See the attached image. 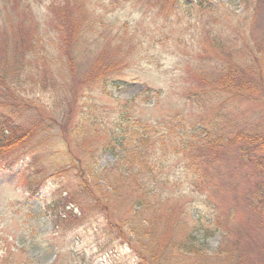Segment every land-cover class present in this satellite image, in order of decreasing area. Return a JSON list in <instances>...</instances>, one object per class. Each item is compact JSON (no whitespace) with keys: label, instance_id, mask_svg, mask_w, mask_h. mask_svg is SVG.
Masks as SVG:
<instances>
[{"label":"rangeland","instance_id":"374dc122","mask_svg":"<svg viewBox=\"0 0 264 264\" xmlns=\"http://www.w3.org/2000/svg\"><path fill=\"white\" fill-rule=\"evenodd\" d=\"M205 6L161 12L141 0H0V55L8 51L12 56L9 65H0L6 81L2 86L30 104L46 105L50 119L61 118L71 105L89 115L92 102L93 115L108 125L125 107L134 117L154 123L179 116L192 119L201 108L187 96L219 88L223 91L218 99L230 110V119L252 116L258 121L264 118V101L234 98L224 90L263 88L264 0H206ZM27 41L34 42L36 54H25ZM107 72L112 77L102 83ZM43 88L57 89L49 98L50 89ZM76 98V103L71 101ZM206 103L216 106L208 98ZM204 111L208 118L212 110ZM36 148L39 155L55 151L43 143L27 151L15 148L9 155L0 148V264H140L123 246L114 247L111 254L102 251L92 232L48 234L39 227L37 217L53 214L51 191L61 189V178L49 180L48 189L24 206L29 178L3 167L9 156ZM116 160L101 150L96 164L107 167ZM239 161L229 151L208 166L215 175L213 183L219 182L220 174L224 183L236 174L240 188L264 181L262 176L249 180V168ZM183 164L175 161L167 172L169 188L186 193L173 201V207L178 211L182 207L185 213L165 210L154 218L153 238H147L154 260L148 264H264V202L263 212L257 213L230 196L214 198L213 204L219 203L222 211L216 214L215 207L209 209L199 198L194 201L197 196L189 192ZM31 166L27 175H35L40 167ZM200 209L204 212L198 213ZM198 223L221 226L197 243L198 250L186 249L184 241L189 236L192 240L189 232ZM73 240L76 246L71 250Z\"/></svg>","mask_w":264,"mask_h":264},{"label":"trees","instance_id":"16d2710c","mask_svg":"<svg viewBox=\"0 0 264 264\" xmlns=\"http://www.w3.org/2000/svg\"><path fill=\"white\" fill-rule=\"evenodd\" d=\"M141 2L161 12H176L182 7L207 8L206 0ZM24 49L25 54L37 53L34 42H24ZM9 57L12 56L8 51L0 55V65H9ZM17 61L20 62L18 58ZM103 76L102 83L112 77L109 72ZM1 82L6 81L0 74V148L3 152L9 155L18 147L27 151L38 143L55 148L52 154L39 155L36 148L18 156H9L3 164L10 172L29 178L24 206L48 189L49 180L61 178V189L51 191L53 214L48 213L47 219L37 217L39 227H45L48 234L63 230L69 233L92 232L102 251L110 253L114 247L123 246L140 264L150 263L154 258L149 257L147 238L149 235L153 238L154 218L165 210L185 213L182 207L176 210L173 201L186 193L180 194V190L175 192L169 188L171 178L167 170L175 161L184 163L190 182L189 192L197 196L195 202L199 198L212 209L215 207L214 198L223 200L230 196L235 203L246 204L257 213L263 212L264 181L240 188L239 182L234 181L236 174L227 183L222 182L225 177L220 174L219 182L214 184L215 175L206 169L224 156L226 158L229 151H234L240 159L239 164L249 168V180L264 177V118L260 117L258 121L252 120V116L244 121L230 119V110H225L221 106L222 100L218 99L223 89L189 94L187 98L201 108L192 119L179 116L154 123L134 117L130 108L125 107L113 124L108 125L99 121L100 115H93L96 108L91 107L92 102L89 115L83 109L76 112L71 105L72 109H64L61 118L50 119L46 105L24 101L10 91L12 88L3 87L5 84ZM115 82L119 83V80ZM48 89L50 98L57 88H53L54 92L51 88H43ZM254 90L252 87L225 88L224 91L234 98L249 96L264 101V85ZM36 98L42 100L37 92ZM207 98L216 106H208ZM71 101L76 103L77 98ZM206 107L212 110L208 118H205ZM77 117L78 120H74ZM101 150L117 157L116 162L111 166L98 167L97 155ZM31 165L40 166L35 175H27ZM55 165L60 166L55 168ZM218 210L219 203L215 213H222ZM197 211L203 213L204 209ZM49 221L50 228L46 227ZM220 226L213 224L209 228L205 224H196L189 232L194 234L192 240L189 236L184 247L198 250L201 239L215 235ZM79 240L78 236L76 241ZM72 242L71 250H74L76 243L75 240Z\"/></svg>","mask_w":264,"mask_h":264}]
</instances>
